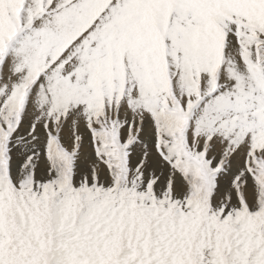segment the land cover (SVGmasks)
<instances>
[{
	"label": "snow or ice",
	"instance_id": "1",
	"mask_svg": "<svg viewBox=\"0 0 264 264\" xmlns=\"http://www.w3.org/2000/svg\"><path fill=\"white\" fill-rule=\"evenodd\" d=\"M0 264H264V0H0Z\"/></svg>",
	"mask_w": 264,
	"mask_h": 264
}]
</instances>
